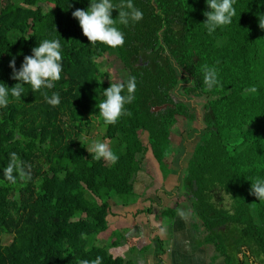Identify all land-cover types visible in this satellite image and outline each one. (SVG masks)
Wrapping results in <instances>:
<instances>
[{"label":"trees","instance_id":"1","mask_svg":"<svg viewBox=\"0 0 264 264\" xmlns=\"http://www.w3.org/2000/svg\"><path fill=\"white\" fill-rule=\"evenodd\" d=\"M133 3L142 21L118 24L125 44L110 48L91 46L72 15L87 10L90 0H0V82L19 83L11 78V60L19 69L44 39H59L64 53L62 79L53 89L33 92L25 85L22 100L10 98L0 109V264H80L98 256L102 264H136L111 254L98 237L116 215L111 201L124 209L139 198L134 182L147 151L167 176L177 117L196 120L170 97L180 83L175 64L187 74L183 93L206 100L185 179L200 243L213 246V260L224 264H264V201L250 194L251 181L264 177V0H235L233 23L212 34L203 25L206 0ZM118 15L114 10L113 19ZM113 54L128 71L121 83L135 76L137 90L130 115L106 125L97 104L111 81L100 60ZM205 66L217 68L220 87L203 85ZM252 86L257 91L245 93ZM45 91L59 93L61 104L49 105ZM93 138L108 142L116 163L92 158ZM13 152L30 179H3ZM181 206L164 216L177 217ZM153 242L160 248L161 239Z\"/></svg>","mask_w":264,"mask_h":264},{"label":"clouds","instance_id":"2","mask_svg":"<svg viewBox=\"0 0 264 264\" xmlns=\"http://www.w3.org/2000/svg\"><path fill=\"white\" fill-rule=\"evenodd\" d=\"M208 11L204 12L206 17L203 25L209 34L218 29L229 26L237 16L235 0H206ZM118 10V18L113 19V11ZM79 21L84 36L91 42V46L97 43L110 48L122 47L125 44V33L117 25L128 26L139 23L143 19V12L134 6L133 0H126L119 5L113 0H90L87 10L78 9L72 13ZM259 27L264 30V19L260 17ZM32 54L24 56L23 63L19 69L16 67L15 57L11 60L9 67L12 69V79L18 81L14 87L0 82V109L6 108L11 102L10 98L22 100L25 94V85L30 86L33 92L53 89L55 83L62 79L63 75V47L59 39H44L38 46L32 48ZM20 55H23L21 53ZM95 60V58H93ZM109 69L105 67L104 71ZM102 84V81H97ZM202 83L211 90L220 87L219 72L215 66H205ZM137 81L135 76L129 77L126 82L113 83L106 90L103 89L102 99L97 104L98 115L103 118L106 125L117 123L122 117L130 115L128 105L135 100ZM245 93L256 92L255 86L245 88ZM45 101L55 107L61 104V96L53 92L51 96L44 92ZM87 139V138H86ZM87 151L92 158L117 162L118 156L111 150L108 142L93 138L89 141ZM3 179L16 183L17 174L21 178L30 179L16 153H11L9 162L3 168ZM250 194L260 202L264 201V177H257L251 181ZM178 215L184 218L186 213L177 210ZM80 264H102V257L94 260H81Z\"/></svg>","mask_w":264,"mask_h":264},{"label":"rangeland","instance_id":"3","mask_svg":"<svg viewBox=\"0 0 264 264\" xmlns=\"http://www.w3.org/2000/svg\"><path fill=\"white\" fill-rule=\"evenodd\" d=\"M100 62L103 63V69H105V67L109 69L107 72L109 73L110 81L112 80L113 83H121L123 79L127 77L128 71L117 55L113 54L107 56L106 58L101 59ZM177 73L179 75L180 84L177 90H175L174 98L179 102H187L191 111L195 113L196 120L194 123H190L179 117V123L174 128L171 138L175 150H171L172 154L166 159V161L168 166H171L172 172H175V174H167V176H164L161 168L153 157L152 151L149 149L146 156L142 158L143 169L135 177L134 188L136 190L135 193L139 195V198H137L135 204L124 209L116 207L119 205L117 204L120 203L119 201H117V205L111 201L112 209L115 211L116 216L111 215L108 217V232L98 237L99 245L109 248L111 254H113V252L116 253L117 251L118 256L125 259L128 258L126 260H131L133 258L132 260L136 264H139V262L142 263L148 259L147 255L141 253L138 256H135V254L138 253L136 248L137 244L136 241H134L135 238L132 240L130 237L132 238V236H135V233L131 232L136 228L143 234V242L140 243L144 244H140L139 246L143 248L142 245H146V252H149L147 254H150L149 259L152 264H163L160 262L163 261L160 257H163L164 254L169 257L166 251L168 250L169 246L167 245L170 240L174 239V241L177 242L175 245L176 252H179V248L180 251L184 252V246L186 247V245H188L191 248L196 247L199 239L200 229H198L196 225V216H194L192 208L193 203L190 196L186 195L187 189L185 187V179L188 175L187 164L192 155L193 146L196 144L200 133H203L201 114H203L205 99L185 96L182 92L183 87L186 86L185 84H187V82L183 81V79L187 77V74L178 66ZM140 138L143 144L149 147L148 135L142 132ZM180 201L182 206L179 210H183L186 213V216L182 219L188 223H192V227L189 228L186 226V223L178 224L177 220L175 223L176 225L178 224L177 228H179L178 230L180 231L174 232L173 238L168 240L164 239L159 248L157 245H154V237H161L162 239L171 236V233L167 231L171 228V226L168 225L167 220L172 219L165 218L163 212L172 208L170 205L175 206L178 202L180 203ZM149 208H151V211H149ZM145 210H147V212H145ZM156 218L157 220H155ZM111 243H116V247L110 246ZM149 243L151 244L148 246L147 244ZM205 247L207 248L204 249L205 256L201 264H224L222 258L213 260L212 257L217 254L216 251H214L213 246ZM154 248L157 249V251H155ZM191 248L190 250H192ZM160 249H163V251ZM202 250L203 249H201V251ZM159 254L162 255L160 256ZM130 256L132 257L131 259H129ZM136 257L140 258V260H137ZM158 258L161 260H158ZM164 260H166V257ZM190 261H192V256L188 255L187 263Z\"/></svg>","mask_w":264,"mask_h":264},{"label":"crops","instance_id":"4","mask_svg":"<svg viewBox=\"0 0 264 264\" xmlns=\"http://www.w3.org/2000/svg\"><path fill=\"white\" fill-rule=\"evenodd\" d=\"M171 207H173L172 205H170ZM169 207V206H168ZM116 216V215H115ZM166 218V217H165ZM187 218V217H186ZM180 219V220H179ZM188 219V218H187ZM155 220H157V218L155 219ZM178 220V221H177ZM178 222V224L179 223H181V224H184V223H186V226H188L189 228H191L192 227V223H188L187 221H184L183 219H182V217L181 216H179V215H177V217H175V218H172V220H167V222H168V225L169 226H171V228L170 229H166L167 231H169V233H171V236L169 237V238H162L161 239V237H154V239L155 238H160L161 239V241L163 242L164 241V239H170V238H173L174 236H173V234H174V232H176V231H180V230H178L179 228H177V225H176V223L175 222ZM172 222H173V224H172ZM157 228V227H156ZM166 228H168V227H166ZM131 233H135V236H132V238L130 237V239H134V241H136V248H137V250H138V253L137 254H135V256H138L140 253L141 254H145V255H147V257H148V259L146 260V261H144V262H142V263H140L139 261V264H152L151 263V260L149 259V256H150V254H147V253H149V252H146V245H142L143 246V248L142 247H140L139 245L140 244H144V243H140V242H143L142 240H143V234H142V232L139 230V229H134V230H132V232ZM133 235V234H132ZM199 235H200V238H201V232H199ZM149 244H151V243H149ZM149 244H147L148 246H149ZM177 244V242H175L174 241V239H172V240H170L169 241V243H168V245L167 246H169L168 247V250L166 251V253L168 254V256L169 257H167V255H165L164 254V256L162 257L161 255L162 254H159L161 257V259L163 260V261H160L161 263H163V264H167V263H170V264H201L202 262H203V260H204V256H205V251H204V249L205 248H207V247H205V246H203L201 243H200V241H199V239H198V241H197V245H196V247H193V248H191V247H189L188 245H186V247L184 246L183 247V249H184V252H182V251H180V248H179V252H176V248H175V245ZM190 244V243H189ZM154 245H155V243H154ZM191 245V244H190ZM156 246V245H155ZM145 248V249H144ZM190 248L192 249V250H190ZM155 249V248H154ZM201 249H203L202 251H201ZM197 251V252H195V251ZM155 251H157V249H155ZM113 252V251H112ZM181 252V253H180ZM113 254L115 255V256H118L117 254V251H116V253L115 252H113ZM176 254V255H175ZM188 255H190V256H192V261H190L189 263H187V257H188ZM152 256V255H151ZM165 257H166V260H164L165 259ZM214 257V256H213ZM212 257V258H213ZM132 257L130 256L129 257V259H131ZM135 258V257H134ZM160 258H158V260H161ZM126 259H128V258H126ZM133 259V258H132ZM136 259L137 260H140V258H137L136 257ZM142 260H144V259H142ZM154 264V263H153Z\"/></svg>","mask_w":264,"mask_h":264},{"label":"flooded vegetation","instance_id":"5","mask_svg":"<svg viewBox=\"0 0 264 264\" xmlns=\"http://www.w3.org/2000/svg\"><path fill=\"white\" fill-rule=\"evenodd\" d=\"M180 84V83H179ZM179 84H178V86H179ZM186 86H188L189 84L187 83V84H185ZM178 86H176L175 87V89L172 91V93H171V96L170 97H172L173 98V100L175 101V103H182V104H185L186 106H187V108H188V110L190 111V112H192L191 111V109H190V107H189V104L187 103V102H179V101H176L175 100V98H174V93H175V90H177V88H178ZM185 87V86H184ZM184 87H183V90H184ZM183 93V92H182ZM185 96H192V95H189V94H185V93H183ZM192 97H195V96H192ZM195 98H203V97H195ZM205 99V98H204ZM206 101V100H205ZM204 104H205V102H204ZM166 108V106H162V107H157V108H155L154 110H156V111H160L161 109H165ZM203 110H204V105H203ZM202 115V114H201ZM179 117H181V118H183V119H185L183 116H178L177 117V123L174 125V127L172 128L173 130H172V133H171V137H172V134H173V131H174V128L176 127V125L179 123L178 121V118ZM202 117V116H201ZM186 121H188L187 119H185ZM202 121V120H201ZM189 122V121H188ZM144 133H146V132H144ZM170 137V138H171ZM200 137V136H199ZM199 137H198V139H199ZM171 140H172V138H171ZM180 141H181V139H180ZM198 141V140H197ZM183 142V141H182ZM196 144H197V142H196ZM196 144L193 146V151H194V147L196 146ZM183 148H185V147H183ZM174 150H175V148H173ZM182 149V148H181ZM177 150V149H176ZM192 154H193V152H192ZM192 156V155H191ZM191 156H190V158H191ZM155 159V158H154ZM157 162V161H156ZM158 164V163H157ZM159 165V164H158ZM172 170V169H171ZM163 172V171H162ZM163 174V173H162ZM172 174H175V172H171V171H169L168 172V175H172ZM164 175V174H163ZM193 203V202H192ZM194 204V203H193ZM193 208V207H192ZM193 213H194V208H193ZM194 216H195V214H194ZM195 218H197V217H195ZM198 219V218H197ZM196 225H198V222H197V220H196ZM201 239L202 238H200V235H199V241L201 242Z\"/></svg>","mask_w":264,"mask_h":264},{"label":"water","instance_id":"6","mask_svg":"<svg viewBox=\"0 0 264 264\" xmlns=\"http://www.w3.org/2000/svg\"><path fill=\"white\" fill-rule=\"evenodd\" d=\"M173 63H174V61H173ZM174 66H175V68H176V71H177V66H176V64H175Z\"/></svg>","mask_w":264,"mask_h":264}]
</instances>
